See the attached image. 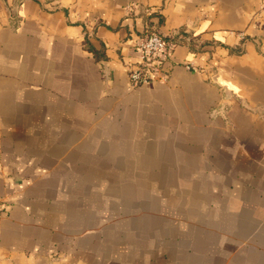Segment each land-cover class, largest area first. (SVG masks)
<instances>
[{
  "label": "crops",
  "instance_id": "crops-1",
  "mask_svg": "<svg viewBox=\"0 0 264 264\" xmlns=\"http://www.w3.org/2000/svg\"><path fill=\"white\" fill-rule=\"evenodd\" d=\"M0 199V264H264V0H0Z\"/></svg>",
  "mask_w": 264,
  "mask_h": 264
},
{
  "label": "built area",
  "instance_id": "built-area-1",
  "mask_svg": "<svg viewBox=\"0 0 264 264\" xmlns=\"http://www.w3.org/2000/svg\"><path fill=\"white\" fill-rule=\"evenodd\" d=\"M140 7L139 2H130L126 5L127 13H132ZM148 12H153L152 8H146ZM185 39H189L185 37ZM177 42L165 40L158 33H146L141 35L136 42L138 50V61L132 65L128 72L131 87L135 88L152 79H165L169 72L164 69ZM188 68H195L194 65H187ZM210 77L215 80L216 74L210 73ZM5 213L4 204L0 199V219Z\"/></svg>",
  "mask_w": 264,
  "mask_h": 264
},
{
  "label": "trees",
  "instance_id": "trees-1",
  "mask_svg": "<svg viewBox=\"0 0 264 264\" xmlns=\"http://www.w3.org/2000/svg\"><path fill=\"white\" fill-rule=\"evenodd\" d=\"M154 14V13H153ZM152 32H156V31H152ZM152 32H150V33H152ZM156 33H158V32H156ZM161 37H163L165 40H174V41H176L177 42V44H180V43H184V42H186L187 41V43L188 42H190V40L189 39H185V37H189L188 35H186L187 33H185V32H182V33H178V35L176 34V35H174V36H172V37H164V36H162L160 33H158ZM193 42V41H192ZM191 43V42H190Z\"/></svg>",
  "mask_w": 264,
  "mask_h": 264
},
{
  "label": "water",
  "instance_id": "water-1",
  "mask_svg": "<svg viewBox=\"0 0 264 264\" xmlns=\"http://www.w3.org/2000/svg\"><path fill=\"white\" fill-rule=\"evenodd\" d=\"M216 78H217V75H216V77L214 79L216 80Z\"/></svg>",
  "mask_w": 264,
  "mask_h": 264
},
{
  "label": "rangeland",
  "instance_id": "rangeland-1",
  "mask_svg": "<svg viewBox=\"0 0 264 264\" xmlns=\"http://www.w3.org/2000/svg\"><path fill=\"white\" fill-rule=\"evenodd\" d=\"M138 2V1H137ZM140 3V2H139ZM133 13V12H132Z\"/></svg>",
  "mask_w": 264,
  "mask_h": 264
}]
</instances>
